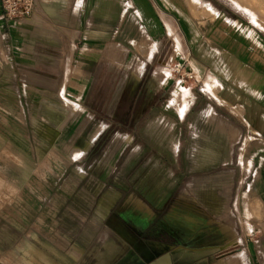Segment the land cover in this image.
Returning a JSON list of instances; mask_svg holds the SVG:
<instances>
[{"label":"rangeland","instance_id":"obj_1","mask_svg":"<svg viewBox=\"0 0 264 264\" xmlns=\"http://www.w3.org/2000/svg\"><path fill=\"white\" fill-rule=\"evenodd\" d=\"M208 1L233 24L254 27L264 37V0H169L167 8L190 16ZM8 4L0 0V122L20 133L27 148L32 144L35 155L25 156L18 179L23 211L0 213L16 219L22 237L48 242L56 263L66 255L67 264H108L105 256L116 246L109 264H264V177L256 178L260 154L254 157L262 147L207 107L190 108L194 77L187 61H175L174 50L150 60L148 39L136 43L128 35L138 32L132 18L139 16L126 2L116 3L112 25L88 13L83 26L110 33L97 48H84L78 35L84 2L76 16L72 0L59 2V22L47 16L50 0H33L24 22L6 14ZM148 7L158 10L160 3L152 0ZM73 30L77 38L63 84ZM143 74L159 91L127 130L120 125L125 115L113 107L118 98L127 101ZM179 86L189 92L182 114L172 102ZM65 101L78 110L70 111ZM74 147L79 150L72 154ZM10 156L0 145L1 205L15 196L2 193L4 176L10 192L12 173L20 171ZM140 238L177 247L149 255Z\"/></svg>","mask_w":264,"mask_h":264},{"label":"crops","instance_id":"obj_2","mask_svg":"<svg viewBox=\"0 0 264 264\" xmlns=\"http://www.w3.org/2000/svg\"><path fill=\"white\" fill-rule=\"evenodd\" d=\"M150 1L152 0H81L85 3V11L83 10L81 14L82 25L78 35L83 47L97 48L101 38L106 36L108 38L110 34L97 28L83 26L84 20L89 19V12L92 13L91 19H99L103 25H112L117 14L116 3H128L129 9L133 8L139 16V19L136 15L132 18L134 29L137 27L138 32L133 34L129 32L128 35L129 37L133 35L136 43L148 39L150 60L159 61L161 58H167L174 50L176 53L173 54V59L179 62L186 60L191 67L194 78L190 108L196 105L207 107V112L213 111L234 130L244 131L252 139L258 140L262 148L254 157L260 154L256 169V178L260 180L264 177V37L259 35L254 27L244 28L239 24H233L226 15H223L225 12L211 1L205 2L207 4L204 6L205 9L212 8L211 14L205 9L193 8L190 16L178 8L168 9L169 0H154L160 3V7L158 10H152L148 7ZM193 1L197 5L202 0ZM125 10L123 8L119 11L120 17H123ZM30 17L31 15L23 18L22 22L28 21ZM144 61L147 62V59ZM178 88L180 86L176 87ZM3 90L6 93L7 89ZM0 95L2 96L1 93ZM183 98L184 95L175 101L180 114L188 107V99L185 102L182 101ZM0 126V145L6 146L10 152V162L16 160L20 164L19 167L16 166L20 171L12 173L16 178V185H12L13 182L10 181L12 185L10 192L7 190L9 176H4L7 186L2 193H14L15 196L10 202H1L0 210L23 211L24 188L23 185L18 186V179L23 177L22 164L27 160L25 156L34 157V148L32 144L31 148H27L29 145L25 144L23 136L9 130L7 123L0 122ZM29 149L32 154H27ZM21 183L20 180V185ZM259 191L264 192V187ZM15 221L12 215L8 217L0 213V264H67L66 255L56 263L53 255L55 253L51 251L54 249L48 242L45 241L46 244L38 241L31 235L22 237L23 230L17 228ZM152 248L160 257L164 253L161 251L167 246L156 244ZM117 253L118 249L114 246L106 254L108 264Z\"/></svg>","mask_w":264,"mask_h":264},{"label":"flooded vegetation","instance_id":"obj_3","mask_svg":"<svg viewBox=\"0 0 264 264\" xmlns=\"http://www.w3.org/2000/svg\"><path fill=\"white\" fill-rule=\"evenodd\" d=\"M137 80L138 83L136 85V89L131 96L126 97L127 101H124L123 103L121 102V99L118 98L116 105L113 107L115 113L121 112L123 115H125L120 125H122V127L127 130H133L138 119L147 113V108L153 106L157 93L159 91L158 89L153 88V85H151L150 80L147 78V74H143ZM100 140L101 138L99 139V141ZM135 236L138 237V234H136ZM139 240H143L142 242L146 245L149 255L157 254L152 248V246L156 244L166 245L168 249L169 247H177L174 244L152 241L146 238H140ZM168 249L166 250L169 251Z\"/></svg>","mask_w":264,"mask_h":264},{"label":"bare ground","instance_id":"obj_4","mask_svg":"<svg viewBox=\"0 0 264 264\" xmlns=\"http://www.w3.org/2000/svg\"><path fill=\"white\" fill-rule=\"evenodd\" d=\"M49 1V0H48ZM52 2V4H51V6L46 10V8H45V10H46V13H47V16L48 17H50V18H53V19H55L57 22H59V20H60V15H59V11H58V3L59 2H63L62 0H52L51 1ZM72 2H74V5H73V7H72V15L73 16H76L75 14L77 13V11L79 10V5H80V2H81V0H74V1H72ZM65 3V2H64ZM50 5V4H49ZM64 5V4H63ZM62 7V6H61ZM41 8H42V6H41ZM60 8V7H59ZM207 9V8H206ZM209 11V10H208ZM66 12V11H65ZM64 14H66V13H64ZM63 20H64V18H63ZM67 20V19H66ZM68 20H69V18H68ZM71 22V21H70ZM64 23V22H63ZM47 28H49L50 29V27L51 26H46ZM57 26H55V28H56ZM54 28V29H55ZM46 29V28H45ZM76 31L74 30V31H72V33L70 34V36L68 37V39H69V42H68V44L66 45V48H67V50H66V54H65V56H66V63H65V65L62 67V77H61V82L63 83V81L65 80V78H66V76H67V71H68V67H67V65H68V58H70V52L73 50V39L76 37ZM122 48V47H121ZM65 60V59H64ZM119 60V59H118ZM119 62L121 63V60H119ZM137 67H135L134 68V71H133V73H134V75H136V73H137V71H138V69H136ZM66 82V81H65ZM64 84V83H63ZM185 94L187 95V92H185V90L183 91V89L182 88H178V89H175V91L173 92V102L175 103V101H176V99L179 97V98H181V96H185ZM183 99H185V98H183ZM182 100V99H181ZM186 100V99H185ZM178 101V100H177ZM182 101H184V100H182ZM182 101H180V102H182ZM66 103H67V106L69 107V109H70V111H72V112H75V110L77 109L76 108V104H73V103H69V102H67V101H65ZM177 103H179V102H177ZM183 103H181V105H182ZM177 105V104H176ZM181 107V106H180ZM78 110V109H77ZM96 135V134H95ZM94 135V136H95ZM78 150H79V148H76V147H74V150H73V152H72V154H75V153H77L78 152ZM72 154H70V155H72ZM74 156V155H73ZM71 157V156H70ZM255 201H258V199H255ZM40 257H42V256H40ZM31 262V261H30ZM159 263V262H158Z\"/></svg>","mask_w":264,"mask_h":264},{"label":"built area","instance_id":"obj_5","mask_svg":"<svg viewBox=\"0 0 264 264\" xmlns=\"http://www.w3.org/2000/svg\"><path fill=\"white\" fill-rule=\"evenodd\" d=\"M5 1V0H3ZM32 5L33 0H9V4L5 5L6 8V14L9 16H12L13 18L23 19L32 13ZM184 66H178L176 68L177 72L181 74V71H183ZM185 76L188 78H192V73L186 71L184 72ZM181 76V82L184 81V77Z\"/></svg>","mask_w":264,"mask_h":264},{"label":"water","instance_id":"obj_6","mask_svg":"<svg viewBox=\"0 0 264 264\" xmlns=\"http://www.w3.org/2000/svg\"><path fill=\"white\" fill-rule=\"evenodd\" d=\"M170 248H171V247H169V249H170ZM172 248H173V247H172ZM166 249H168V248H165V249H164V250H162V251H164V252H165V251H167ZM169 249H168V250H169ZM162 251H161V252H162ZM157 254H159V253H157ZM157 254H155V255H157Z\"/></svg>","mask_w":264,"mask_h":264}]
</instances>
